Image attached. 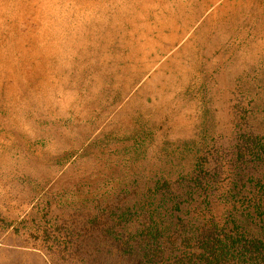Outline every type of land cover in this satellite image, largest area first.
Returning <instances> with one entry per match:
<instances>
[{"label":"rangeland","instance_id":"374dc122","mask_svg":"<svg viewBox=\"0 0 264 264\" xmlns=\"http://www.w3.org/2000/svg\"><path fill=\"white\" fill-rule=\"evenodd\" d=\"M247 132L264 0H0V264H138L155 185L197 167L217 187L176 214L222 224Z\"/></svg>","mask_w":264,"mask_h":264},{"label":"trees","instance_id":"16d2710c","mask_svg":"<svg viewBox=\"0 0 264 264\" xmlns=\"http://www.w3.org/2000/svg\"><path fill=\"white\" fill-rule=\"evenodd\" d=\"M229 160V185L220 196L232 202V209L222 224L195 218L183 222L176 214L185 202L201 198L209 204L220 176L216 167H197L183 177L188 183L182 193L167 186L159 192L161 186L155 185L147 203L149 219L138 228L143 234L137 240L143 249L138 264H264V137L240 135Z\"/></svg>","mask_w":264,"mask_h":264},{"label":"bare ground","instance_id":"6f19581e","mask_svg":"<svg viewBox=\"0 0 264 264\" xmlns=\"http://www.w3.org/2000/svg\"><path fill=\"white\" fill-rule=\"evenodd\" d=\"M34 3V1H32ZM30 10V9H29Z\"/></svg>","mask_w":264,"mask_h":264}]
</instances>
